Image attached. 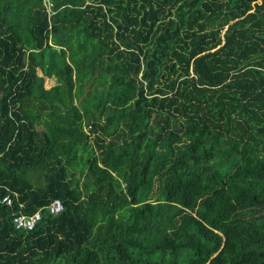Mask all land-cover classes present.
<instances>
[{
  "label": "trees",
  "instance_id": "1",
  "mask_svg": "<svg viewBox=\"0 0 264 264\" xmlns=\"http://www.w3.org/2000/svg\"><path fill=\"white\" fill-rule=\"evenodd\" d=\"M49 1L0 0V264H264V0Z\"/></svg>",
  "mask_w": 264,
  "mask_h": 264
},
{
  "label": "built area",
  "instance_id": "2",
  "mask_svg": "<svg viewBox=\"0 0 264 264\" xmlns=\"http://www.w3.org/2000/svg\"><path fill=\"white\" fill-rule=\"evenodd\" d=\"M43 5L47 13H51L52 4L49 0H43ZM0 202L5 205H10L11 200L6 195L0 199ZM49 214L55 215L62 211V203L54 199L50 202V204L46 207ZM41 214L40 211L37 210L31 215L24 214H16L11 217V225L15 230H23V231H31L35 225L40 221Z\"/></svg>",
  "mask_w": 264,
  "mask_h": 264
},
{
  "label": "rangeland",
  "instance_id": "3",
  "mask_svg": "<svg viewBox=\"0 0 264 264\" xmlns=\"http://www.w3.org/2000/svg\"><path fill=\"white\" fill-rule=\"evenodd\" d=\"M54 85H55V82H54L53 79H46L44 81V88H46V89H48V88H50V87H52Z\"/></svg>",
  "mask_w": 264,
  "mask_h": 264
},
{
  "label": "water",
  "instance_id": "4",
  "mask_svg": "<svg viewBox=\"0 0 264 264\" xmlns=\"http://www.w3.org/2000/svg\"><path fill=\"white\" fill-rule=\"evenodd\" d=\"M56 49H58V48H56ZM88 86H89V84L87 83L86 86H85V89H84V93H83V95H85V94L87 93V91H88Z\"/></svg>",
  "mask_w": 264,
  "mask_h": 264
}]
</instances>
